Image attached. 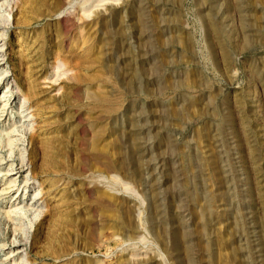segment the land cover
<instances>
[{
	"label": "rangeland",
	"instance_id": "obj_1",
	"mask_svg": "<svg viewBox=\"0 0 264 264\" xmlns=\"http://www.w3.org/2000/svg\"><path fill=\"white\" fill-rule=\"evenodd\" d=\"M25 252L264 264V0H0V264Z\"/></svg>",
	"mask_w": 264,
	"mask_h": 264
},
{
	"label": "bare ground",
	"instance_id": "obj_2",
	"mask_svg": "<svg viewBox=\"0 0 264 264\" xmlns=\"http://www.w3.org/2000/svg\"><path fill=\"white\" fill-rule=\"evenodd\" d=\"M23 100L25 101V103H26V101H27V96L26 95H24L23 96ZM26 106V105H25ZM31 106L29 105H27V107L24 109V110H21L20 111V114H19V118H20V121H29V120H32L33 118H34V112L32 111V110H30L29 111V108H30ZM22 119V120H21ZM36 124V123H35ZM35 127L36 126H34V125H32V129H31V132H30V143H33V142H35V140L37 141V132H36V130H35ZM24 159L22 158V161H23ZM30 174H31V177H33V178H36V176H37V173H36V171H35V168H32L31 170H30ZM41 193H42V189L41 188H39V190H38V192L36 193L37 195H41ZM43 196H40V197H36L35 199H33L32 200V205H39L38 203H37V201H38V198L40 199V198H42ZM16 200V199H15ZM29 207V206H28ZM31 207V206H30ZM40 213H41V211L40 212H38L37 213V215L36 216H39L40 215ZM25 230V229H24ZM27 230V229H26ZM23 233V232H22ZM27 234V233H26ZM23 235V234H22ZM22 238L21 239H18V240H24V239H26L25 237L26 236H21ZM24 238V239H23ZM15 241V240H14ZM22 259H23V263L25 264L27 261H29V256H28V253L27 252H25L24 254H23V257H22Z\"/></svg>",
	"mask_w": 264,
	"mask_h": 264
}]
</instances>
